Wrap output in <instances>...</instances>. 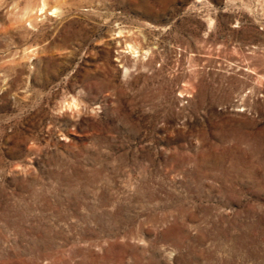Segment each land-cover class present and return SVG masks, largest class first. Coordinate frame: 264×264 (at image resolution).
<instances>
[{"label":"rangeland","instance_id":"1","mask_svg":"<svg viewBox=\"0 0 264 264\" xmlns=\"http://www.w3.org/2000/svg\"><path fill=\"white\" fill-rule=\"evenodd\" d=\"M0 264H264V0H0Z\"/></svg>","mask_w":264,"mask_h":264}]
</instances>
